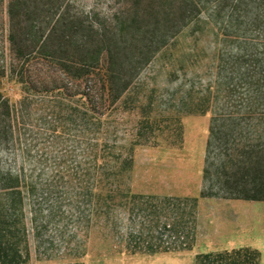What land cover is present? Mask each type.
Wrapping results in <instances>:
<instances>
[{"label":"trees","instance_id":"trees-1","mask_svg":"<svg viewBox=\"0 0 264 264\" xmlns=\"http://www.w3.org/2000/svg\"><path fill=\"white\" fill-rule=\"evenodd\" d=\"M257 5L0 0V264L84 254L93 238L105 253L192 249L199 197L134 192L131 147L119 136L117 110L151 107L141 74L158 64L177 80L178 111L211 114L200 197L264 199V0ZM210 35L221 47L209 50ZM153 127L144 115L130 146L156 143ZM248 250L197 256L245 264L238 253Z\"/></svg>","mask_w":264,"mask_h":264},{"label":"rangeland","instance_id":"rangeland-1","mask_svg":"<svg viewBox=\"0 0 264 264\" xmlns=\"http://www.w3.org/2000/svg\"><path fill=\"white\" fill-rule=\"evenodd\" d=\"M81 2L86 5L92 4V0H81ZM250 2L254 13L258 10L255 8L257 0ZM221 41L214 40L210 35L209 50H213L215 45L216 48L221 47ZM158 70H160L159 64L154 70L156 74L153 75L150 68L141 74V78H147L141 95L144 94L145 97L154 89L150 108L145 109L144 113L137 110H117L119 136L121 143L131 147L133 163L130 171V186L134 192L199 197L196 234L192 249L177 253L125 254L112 250L105 253L99 246H92L97 240L93 238L88 242L84 254L59 251L47 259L36 258L33 255L32 264H202L198 254L223 251L209 249L203 226L213 203L217 202L216 206L221 209V200L224 198L200 197L208 183L203 179V168L211 114L178 111L176 96L171 97L177 88V80H169L163 70ZM144 115L148 116L150 123H155L153 135L156 139H152L149 133L147 135L149 140H155L156 143L140 141L130 146L136 136L137 124ZM247 248L248 251L238 253V258L244 260L249 257L248 263L245 264H261L259 251Z\"/></svg>","mask_w":264,"mask_h":264},{"label":"crops","instance_id":"crops-1","mask_svg":"<svg viewBox=\"0 0 264 264\" xmlns=\"http://www.w3.org/2000/svg\"><path fill=\"white\" fill-rule=\"evenodd\" d=\"M213 203L204 228L210 250L249 247L259 251L264 264V199L224 198Z\"/></svg>","mask_w":264,"mask_h":264}]
</instances>
